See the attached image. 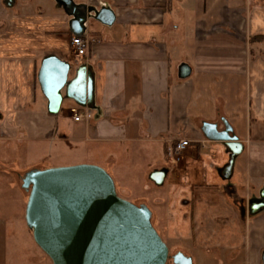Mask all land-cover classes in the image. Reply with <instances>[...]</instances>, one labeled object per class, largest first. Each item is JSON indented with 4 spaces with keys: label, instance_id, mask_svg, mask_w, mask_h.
I'll use <instances>...</instances> for the list:
<instances>
[{
    "label": "crops",
    "instance_id": "0c3cea01",
    "mask_svg": "<svg viewBox=\"0 0 264 264\" xmlns=\"http://www.w3.org/2000/svg\"><path fill=\"white\" fill-rule=\"evenodd\" d=\"M72 2L107 8L114 22L90 19L75 35L70 23L82 6L0 0L1 147L15 142L24 156L45 162L32 169L98 166L122 198L134 197L153 214L167 208L181 234L190 224L196 248L229 251L231 261L242 252L249 264L251 248L264 241V0ZM74 36L89 43L81 61L73 57ZM48 56L71 65L69 79L88 68L90 107L64 100L57 115L48 112L37 81ZM71 109L83 119L75 122ZM221 119L243 146L228 177L229 152L201 130L209 123L222 131ZM180 140L190 144L174 160L167 150Z\"/></svg>",
    "mask_w": 264,
    "mask_h": 264
},
{
    "label": "water",
    "instance_id": "95a60500",
    "mask_svg": "<svg viewBox=\"0 0 264 264\" xmlns=\"http://www.w3.org/2000/svg\"><path fill=\"white\" fill-rule=\"evenodd\" d=\"M57 1L66 9L82 6L86 10L82 16L73 13L70 26L75 35L82 33L84 23L90 19L106 26L114 22V14L107 8L95 12L84 5H74L72 0ZM70 70L69 63L55 56L41 62L37 81L51 115L59 113L64 100L79 106L92 104L93 81L88 68L78 67L69 79ZM181 74H188L186 67ZM221 122L222 131L209 123H204L201 130L207 140L222 142L229 152L224 171L228 177L234 157L243 146L227 121ZM20 186L28 193L25 224L34 243L52 264L167 263L169 251L152 225L151 210L119 197L113 179L104 169L90 164L32 169L21 177ZM258 207L264 208V186ZM173 259L174 264H192L190 257L181 252Z\"/></svg>",
    "mask_w": 264,
    "mask_h": 264
},
{
    "label": "rangeland",
    "instance_id": "374dc122",
    "mask_svg": "<svg viewBox=\"0 0 264 264\" xmlns=\"http://www.w3.org/2000/svg\"><path fill=\"white\" fill-rule=\"evenodd\" d=\"M75 66V63H73ZM238 96L244 100V90L240 87ZM225 89V84L223 83ZM225 91L220 89L219 94ZM243 96V98H242ZM240 99V100H241ZM63 109H70L64 103ZM221 125V124H220ZM0 145V264H52L50 259L37 247L32 238V232L27 228L24 215L28 193L21 189V177L32 170L34 164L45 165V162L37 163L34 156H24L15 144L6 149ZM184 152L181 154L183 155ZM180 155V156H181ZM179 156V157H180ZM40 169V168H38ZM133 179V180H132ZM129 177L128 183L132 191L141 192L140 184L135 178ZM141 183H143L141 181ZM117 192V191H116ZM163 192L166 193L164 190ZM162 192V193H163ZM143 193V192H142ZM119 197H123L119 191ZM124 199V198H123ZM134 203V197L126 198ZM138 205V204H137ZM152 212V225L169 251V259L166 264H172L170 257L176 252H181L190 257L192 264H247L245 255L240 252L235 261L229 259V251L198 249L194 244V235L191 225L185 226L187 234L179 233L175 218L168 217L167 208L163 206ZM158 211V212H157ZM264 241L261 246L252 247L251 252L256 255L250 259L249 264H261V256L264 250Z\"/></svg>",
    "mask_w": 264,
    "mask_h": 264
},
{
    "label": "built area",
    "instance_id": "2783aa9c",
    "mask_svg": "<svg viewBox=\"0 0 264 264\" xmlns=\"http://www.w3.org/2000/svg\"><path fill=\"white\" fill-rule=\"evenodd\" d=\"M70 45L72 47L74 59L76 61H81L86 55L89 46L88 41L80 36H74L71 39ZM70 112L75 122H79L83 119V115L76 109H71ZM189 144L190 142L188 140H180L176 144H172L167 150L168 156L174 160H178L179 156L185 151Z\"/></svg>",
    "mask_w": 264,
    "mask_h": 264
},
{
    "label": "flooded vegetation",
    "instance_id": "af4514ba",
    "mask_svg": "<svg viewBox=\"0 0 264 264\" xmlns=\"http://www.w3.org/2000/svg\"><path fill=\"white\" fill-rule=\"evenodd\" d=\"M177 253H179V252H176L175 254H173L171 257V262H172V264H174V259H173V256H175Z\"/></svg>",
    "mask_w": 264,
    "mask_h": 264
}]
</instances>
